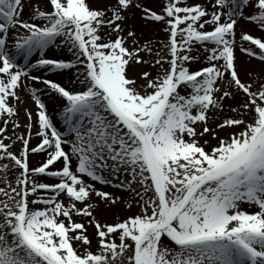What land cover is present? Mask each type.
Listing matches in <instances>:
<instances>
[{
    "label": "snow or ice",
    "instance_id": "snow-or-ice-1",
    "mask_svg": "<svg viewBox=\"0 0 264 264\" xmlns=\"http://www.w3.org/2000/svg\"><path fill=\"white\" fill-rule=\"evenodd\" d=\"M0 122V264H264V0H0Z\"/></svg>",
    "mask_w": 264,
    "mask_h": 264
},
{
    "label": "rangeland",
    "instance_id": "rangeland-1",
    "mask_svg": "<svg viewBox=\"0 0 264 264\" xmlns=\"http://www.w3.org/2000/svg\"><path fill=\"white\" fill-rule=\"evenodd\" d=\"M143 3L144 4H148V5H151L153 8H155V9H158V7H159V0H143ZM133 11H134V13L135 14H138L137 16H138V20H139V22H140V25H141V27H151V28H155L157 31H159V33H161V27L159 26V25H156V24H145L142 20H141V18H140V11L138 10V9H132V13H133ZM243 23V22H242ZM138 24H137V21H135V24H134V26H132V27H129L128 25H126V30H127V28H132L133 30H135V32L137 33V36H138V38L140 39V41H141V43H143L144 41H146V40H148V39H151V40H153L154 42L155 41H158V40H156V38H153V37H150L149 35H148V33H140L139 34V32H141L140 31V29H139V27L137 26ZM150 28V29H151ZM247 30H249V31H251V32H253L255 35H260V33H259V31H257L256 29V31L255 30H252V29H248V28H246ZM144 34V35H143ZM167 39V36L165 37V38H163V40H166ZM163 40H160V41H163ZM129 43H131V41L129 42ZM53 51V52H52ZM54 52H57V53H54ZM52 53H54V55L55 56H60L61 58H64V59H67L66 57H64V56H62V55H60V52L59 51H57L56 49H50L48 52H47V54L46 55H48V56H50L51 57V55H52ZM252 61H254V62H256V63H258L259 64V62L258 61H256V60H252ZM249 64H251V63H249ZM243 69H245V72L241 69V72H240V74L242 73V71H243V73H244V75L246 76V72H247V70H249V69H251L252 71H253V75H256L257 73H259L258 72V67L257 68H252V67H250V68H246V67H244ZM142 70H144L143 68H142V66H139V65H134L133 66V68H132V70H131V74H136V73H139V72H141ZM149 71H154V70H152V69H148ZM260 71V70H259ZM37 75H41L40 73H36ZM70 74H72L71 72H70ZM243 75V76H244ZM242 77V76H241ZM243 78V77H242ZM244 79H247V76L244 78ZM64 82H67V80H65ZM37 87V88H43V85H41V84H35V85H32V84H30L29 85V87L31 88V87ZM25 99H28L29 98V96L30 95H22ZM42 99L43 98H49L47 95H42V97H41ZM50 99V98H49ZM44 100V99H43ZM45 101V100H44ZM239 102V98L237 97V100L236 101H231V100H226L225 101V110H224V112H221V114L222 113H224V115H222L223 116V119L226 117V116H229V115H232L229 111H228V109H227V105L228 104H233V105H235V104H237ZM50 105V108H49V113L52 115V118H53V120H54V122H56L57 123V126L58 127H61V124H60V122H59V118H58V115H57V110H58V102L57 101H53V100H51V102L50 103H48V106ZM27 108H28V110H30V111H32L33 112V114H34V117H35V112H36V108H35V105H34V103L33 102H31L30 100H29V103L27 104ZM216 111H211L210 113H209V123H210V125H214L215 123H217V122H212L213 124H211V122H210V119H211V117H212V115L215 113ZM19 122L21 123V125H24L25 123H26V118H25V116H24V110H23V108L21 109V113H20V117H19ZM0 125H2V122H0ZM36 130H37V128L36 127H34L33 128V139H32V141H31V145L32 146H34L37 142H38V137H36L35 136V132H36ZM63 130V129H62ZM17 133H26V129L22 126L21 128H19V129H16L15 130ZM6 135H9V136H12L13 137V139H15V136H14V134H13V125L10 123L9 124V126H8V132L6 133ZM221 135H226V133H221ZM6 143H8L9 141H5ZM214 143V142H213ZM20 144H19V142H17L14 146H13V148H12V151H16V152H18L19 151V149H20ZM67 150V149H66ZM45 159V154H32L31 156H30V163H31V165L32 166H39V164L43 161ZM4 162H6V161H4ZM0 175H2V174H0ZM9 178H11V175L9 176ZM39 179H41V181L42 182H48V183H54L55 181L52 179V178H48V177H40ZM98 188H102L101 187V185H100V187L98 186ZM104 189V188H103ZM105 190V189H104ZM112 190H114V189H112ZM94 201H97L96 200V198H93V202ZM118 204H120V203H118ZM117 204V205H118ZM123 206V209H122V211L123 212H125V214H127L130 210L129 209H127V207H126V205L124 204V205H122ZM136 211H138V209L136 210ZM125 214H123L122 216L123 217H126V216H124ZM78 222H84V219L85 218H82V217H76L75 218ZM98 219V218H97ZM98 220H100L102 223H104V222H106V221H104L102 218H99ZM115 220H112V221H110V222H108V223H112V222H114ZM92 228V227H91ZM92 229H94V228H92Z\"/></svg>",
    "mask_w": 264,
    "mask_h": 264
},
{
    "label": "bare ground",
    "instance_id": "bare-ground-1",
    "mask_svg": "<svg viewBox=\"0 0 264 264\" xmlns=\"http://www.w3.org/2000/svg\"><path fill=\"white\" fill-rule=\"evenodd\" d=\"M98 2H99V0H98ZM160 2H161V0H159V4H160ZM189 3H206V0H189ZM95 6V5H94ZM26 11H27V9H26ZM138 14H135L134 13V11H133V13L131 12V13H129V19L126 21V25H128L129 27H132V26H134V24H135V21H137V26L139 27V29H140V31L141 32H139V34L140 33H148V35L150 36V37H153V38H156V40H163V38H165L166 37V34L162 31V29H161V33H159V31H157L155 28H149V27H141V25H140V22H139V20H138V16H137ZM240 27L241 28H244V29H246V28H248V29H252V30H255V26L254 25H252V24H249V23H241V25H240ZM256 31V30H255ZM144 35V34H143ZM53 52V51H52ZM59 52H60V55H62V56H64V57H66L67 59H69V58H71L70 57V54L69 53H67L66 51H64L63 49H61V50H59ZM54 53H57V52H54ZM54 53H52V55L51 56H55L54 55ZM47 54V53H46ZM238 56H239V53H238ZM239 63H240V65H241V69L245 72V69H243L244 67H246V68H250V67H252V68H257L258 67V72H259V70H260V68H261V65H260V63L258 64V63H256V62H254V61H251V62H249L248 61V58L246 57V56H240V60H239ZM249 63H251V64H249ZM243 71H242V73H241V76L243 77V78H245L246 76L244 75V73H243ZM41 74V73H40ZM71 74H70V72L67 74V75H65L64 77H63V80L65 81V80H68V77L70 76ZM244 75V76H243ZM30 87L28 88V89H25L21 94L22 95H30ZM239 98V97H238ZM44 100H45V103L48 105V103H50L51 102V99H49V98H43ZM240 99V98H239ZM48 108H50V105L48 106ZM222 115H224V113H222L221 114V112H219V111H216L213 115H212V117H211V119H210V122H211V124H213L212 122H218L219 120H222L223 119V116ZM225 116V115H224ZM100 187V185H98L97 184V187ZM102 187V189L104 188L105 190H109V191H113V192H115V190H112L110 187H108V188H105V186H101ZM117 195H119L120 193H116ZM98 201H94L93 203H97ZM122 205H124L123 203H120V204H118V205H115V206H106V205H104V204H102V203H100L99 204V207L94 211V215L96 216V218H102L104 221H106V222H110V221H112V220H116L117 218H120V217H123L122 215L123 214H125V212H123L122 211V209H123V206ZM136 210H137V208H133V209H131L127 214H125L124 216H128V215H131L132 213H134V212H136ZM88 231H89V234L91 235V234H93L94 233V229H92L91 228V226H89L88 227ZM93 243L95 244V241H93Z\"/></svg>",
    "mask_w": 264,
    "mask_h": 264
}]
</instances>
